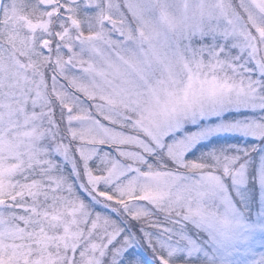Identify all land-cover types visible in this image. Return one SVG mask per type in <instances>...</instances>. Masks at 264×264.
I'll use <instances>...</instances> for the list:
<instances>
[{"label": "snow or ice", "instance_id": "snow-or-ice-1", "mask_svg": "<svg viewBox=\"0 0 264 264\" xmlns=\"http://www.w3.org/2000/svg\"><path fill=\"white\" fill-rule=\"evenodd\" d=\"M0 264H264V0H0Z\"/></svg>", "mask_w": 264, "mask_h": 264}]
</instances>
